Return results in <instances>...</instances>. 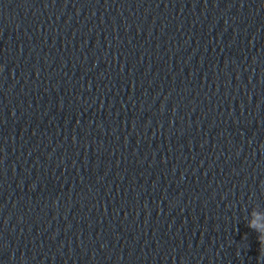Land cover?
Listing matches in <instances>:
<instances>
[{"label": "clouds", "instance_id": "clouds-1", "mask_svg": "<svg viewBox=\"0 0 264 264\" xmlns=\"http://www.w3.org/2000/svg\"><path fill=\"white\" fill-rule=\"evenodd\" d=\"M247 226L258 233L257 239L261 246V254H264V226H259L254 221H249Z\"/></svg>", "mask_w": 264, "mask_h": 264}]
</instances>
